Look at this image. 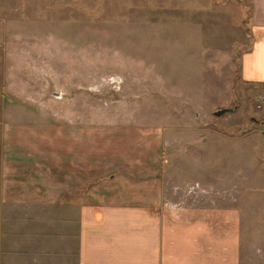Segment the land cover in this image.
Listing matches in <instances>:
<instances>
[{
    "label": "rangeland",
    "instance_id": "374dc122",
    "mask_svg": "<svg viewBox=\"0 0 264 264\" xmlns=\"http://www.w3.org/2000/svg\"><path fill=\"white\" fill-rule=\"evenodd\" d=\"M250 13L251 0H0V217L229 209L238 264H264V109L241 61Z\"/></svg>",
    "mask_w": 264,
    "mask_h": 264
},
{
    "label": "crops",
    "instance_id": "0c3cea01",
    "mask_svg": "<svg viewBox=\"0 0 264 264\" xmlns=\"http://www.w3.org/2000/svg\"><path fill=\"white\" fill-rule=\"evenodd\" d=\"M250 20L253 43L241 57L242 78L259 93L264 92V0H251ZM5 192L0 188V194ZM57 205L60 209L62 204ZM74 206L69 211L76 212V219L63 218L61 209L49 220L0 217V264H77L78 244L80 264H121L119 259H128L125 253L121 256L125 249L138 251L129 252L135 264H142V249L149 252V264L239 262V220L234 210L171 203L151 205L148 216L131 210L111 212V217L104 208ZM121 216L135 230L129 247H122L120 239L126 236L116 237L112 224Z\"/></svg>",
    "mask_w": 264,
    "mask_h": 264
},
{
    "label": "built area",
    "instance_id": "2783aa9c",
    "mask_svg": "<svg viewBox=\"0 0 264 264\" xmlns=\"http://www.w3.org/2000/svg\"><path fill=\"white\" fill-rule=\"evenodd\" d=\"M257 109L263 111L264 109V92H259L258 93V100H257ZM260 120L264 121V112L260 116Z\"/></svg>",
    "mask_w": 264,
    "mask_h": 264
},
{
    "label": "water",
    "instance_id": "95a60500",
    "mask_svg": "<svg viewBox=\"0 0 264 264\" xmlns=\"http://www.w3.org/2000/svg\"><path fill=\"white\" fill-rule=\"evenodd\" d=\"M229 110H230V108H222V109H219V110L215 111V115L220 116V115L226 113Z\"/></svg>",
    "mask_w": 264,
    "mask_h": 264
}]
</instances>
